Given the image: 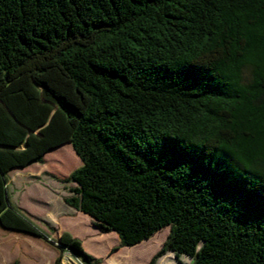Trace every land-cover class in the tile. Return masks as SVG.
<instances>
[{"label": "trees", "instance_id": "obj_1", "mask_svg": "<svg viewBox=\"0 0 264 264\" xmlns=\"http://www.w3.org/2000/svg\"><path fill=\"white\" fill-rule=\"evenodd\" d=\"M66 144L71 207L122 246L170 228L150 264H264V0H0L3 229L47 237L9 174Z\"/></svg>", "mask_w": 264, "mask_h": 264}, {"label": "rangeland", "instance_id": "obj_2", "mask_svg": "<svg viewBox=\"0 0 264 264\" xmlns=\"http://www.w3.org/2000/svg\"><path fill=\"white\" fill-rule=\"evenodd\" d=\"M81 165L71 144L46 154L42 162L16 169L9 174L12 202L42 229L47 237L5 230L0 226V264H85L69 249L59 248L65 232L81 240L86 252L99 259L97 264H150L164 246L170 228L161 229L150 239L134 246H122L116 232H104L89 215L71 207L74 181L70 174ZM168 251L155 264H189L191 257Z\"/></svg>", "mask_w": 264, "mask_h": 264}]
</instances>
